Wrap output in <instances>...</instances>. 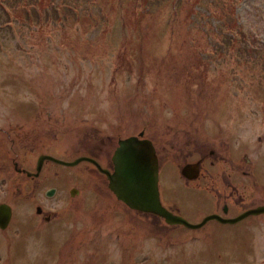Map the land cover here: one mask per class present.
I'll return each instance as SVG.
<instances>
[{
  "label": "rangeland",
  "instance_id": "374dc122",
  "mask_svg": "<svg viewBox=\"0 0 264 264\" xmlns=\"http://www.w3.org/2000/svg\"><path fill=\"white\" fill-rule=\"evenodd\" d=\"M179 1L78 0L79 10L63 19H48L55 14L40 4V17L27 6L11 9V16L0 7V118L14 120L20 113L44 132L58 120L69 149L65 157L72 160L81 155L85 135L107 139L145 129L164 147H177L171 151L177 158L171 186L163 190L166 204L201 222L222 194L232 202L242 197L234 189L224 194L209 172L185 180L179 171L186 161L198 160L208 147L219 150L221 143L231 152L245 148L239 156L264 160V0L230 4L245 29L259 36L250 44L262 49L243 44L261 53L251 65L237 60L238 45L230 49L237 51L234 57H224L211 53L207 37L197 42L200 26L210 25L205 20L213 24L206 2L196 6L190 22L187 0L174 9ZM208 164L211 171L219 165ZM87 165L66 174L74 177L68 190L33 203L29 224L27 212L19 211L15 224L21 226L0 233V264H264V254H234L248 240L237 227L210 223V242L209 228L168 227L157 217L128 212L106 181L95 180L70 198V189L82 184L76 172L90 173ZM40 204L46 216L54 213L50 224L37 214ZM217 245L221 253L212 251Z\"/></svg>",
  "mask_w": 264,
  "mask_h": 264
},
{
  "label": "flooded vegetation",
  "instance_id": "af4514ba",
  "mask_svg": "<svg viewBox=\"0 0 264 264\" xmlns=\"http://www.w3.org/2000/svg\"><path fill=\"white\" fill-rule=\"evenodd\" d=\"M3 122L9 123L3 124ZM8 126L11 129L7 128ZM34 126L31 118L21 121L17 119L2 120L0 118V221H3L2 225H0V233L3 231L6 233L9 230L11 232L16 226H21L15 224L21 216H18L19 211H21V214L27 212L26 216L28 218H26V222L29 224L32 221L29 210L34 202L48 201L46 196H53L57 192H63L64 189L68 190L71 181L74 180V177L71 180L70 178L67 179L66 171L60 169V167H74L65 166L45 158V156L49 155L63 159L62 156L69 151L65 145L63 125L58 120H54V129L51 130L53 135L50 134L51 132H44ZM144 136L151 139L155 147H158V150L163 148L156 144L153 137L146 133ZM120 138L121 136L113 135H107V139L99 138L97 132L93 136L85 135V139L81 138L80 147L83 151L80 153H82V156L96 160L103 168L111 170L113 168V153L118 146ZM172 150L171 148H166L160 153L161 167L162 160L168 159ZM228 151L229 148L226 150L221 144V150L216 151L208 147L203 152L207 156L203 161V167H205L203 176H208L207 173L209 172V176L215 179V175L218 173V189L225 190L226 193L224 194H234L232 191L234 189L242 197L240 201L232 202L228 199H223V194L220 196L218 208L212 212L218 213L225 218L236 217L243 212L264 207V167L259 166L257 161L248 159L247 154L234 161L227 155ZM76 152L77 149L74 150V153ZM209 161L212 166H215L216 162H218V168L211 171L208 164ZM84 163L88 164L86 169L90 170V174L94 176L92 178L93 183L95 180L109 183L107 175L95 163L90 161H85ZM165 169L168 170L169 166H166ZM76 174H78L75 178L77 182L86 184L84 175L79 172H76ZM169 180H172V176L169 177ZM43 186H47L44 193L41 190ZM72 189L73 187L70 189V196L73 195L71 193ZM50 190L53 191L51 195L49 194ZM241 191L243 192L242 194ZM75 192L76 195L80 193L78 189ZM244 195L248 196L244 197ZM18 203L27 206V210L22 206H18ZM39 207V215H44L46 223L50 224L55 218L54 213L51 216H46L44 205L40 204ZM169 208L170 210L172 209L171 207ZM222 225L237 226V229L246 231L247 229L245 228L254 227V229H259L260 226H264V211L258 215L247 216L235 224L222 223ZM41 227L43 226H39V228Z\"/></svg>",
  "mask_w": 264,
  "mask_h": 264
},
{
  "label": "trees",
  "instance_id": "16d2710c",
  "mask_svg": "<svg viewBox=\"0 0 264 264\" xmlns=\"http://www.w3.org/2000/svg\"><path fill=\"white\" fill-rule=\"evenodd\" d=\"M0 0V7L4 9V12L7 13V15L11 16L12 11L11 9H14L15 7H22L27 6L30 8L32 16H39L37 10V6L40 4L44 6V11L46 14H50L51 12L55 15H45L50 18H59L63 19L67 12L69 10H72L76 12V10H79V3L78 0ZM139 1V0H138ZM145 2V0H142ZM206 2V5L208 7V10L210 11V14L215 20H213L214 25L208 21L205 20V24L210 23L209 26H200L202 28V33L195 37L197 42H201L204 37H207V45L206 46H212L213 49L211 50V53L213 52L214 55L217 56H233V54L236 55V52H230V49L234 47H239V51L237 53V57H239L237 60L241 59L242 63L251 65L255 64V57L256 54H261L259 50L257 49L256 52L253 54L246 49V45H252L257 48H261L258 44H250L254 39L259 38L258 34L252 33L246 30L245 27L242 24H239L235 10L231 8V3L234 2V0H187L186 5L189 11L190 15V22L191 17H194L196 15V6L199 5L200 2ZM184 0H181L177 2V4H173L174 9L176 11H179L182 9V7H178V4H182ZM46 3V4H45ZM72 3H75L73 5ZM158 3V0H157ZM143 5V4H141ZM7 7L10 8L7 10ZM29 10V11H30ZM78 12V11H77ZM206 15V16H208ZM8 16V17H9ZM176 19V17H175ZM7 23H10L9 21H6ZM189 22V24H190ZM210 38V39H209ZM214 38V42L212 39ZM205 39V38H204ZM238 43V44H237ZM243 44L245 46H243ZM205 49V48H204ZM226 49V50H225ZM207 50V49H205ZM258 64V62L256 63Z\"/></svg>",
  "mask_w": 264,
  "mask_h": 264
},
{
  "label": "water",
  "instance_id": "95a60500",
  "mask_svg": "<svg viewBox=\"0 0 264 264\" xmlns=\"http://www.w3.org/2000/svg\"><path fill=\"white\" fill-rule=\"evenodd\" d=\"M115 159L116 170L112 175L109 173V178L111 188L119 198L134 208L159 213L171 223L198 226L173 215L162 206L158 187V161L151 142L141 141L137 137L128 138L121 142Z\"/></svg>",
  "mask_w": 264,
  "mask_h": 264
},
{
  "label": "bare ground",
  "instance_id": "6f19581e",
  "mask_svg": "<svg viewBox=\"0 0 264 264\" xmlns=\"http://www.w3.org/2000/svg\"><path fill=\"white\" fill-rule=\"evenodd\" d=\"M141 213H143V214H146V211H143V210H141L140 211ZM139 213V212H138ZM171 223V222H170ZM171 224H174V223H171ZM209 228V227H208ZM210 229V228H209Z\"/></svg>",
  "mask_w": 264,
  "mask_h": 264
}]
</instances>
